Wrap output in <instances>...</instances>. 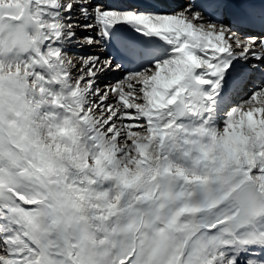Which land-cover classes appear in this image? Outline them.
I'll use <instances>...</instances> for the list:
<instances>
[{"label":"snow or ice","instance_id":"snow-or-ice-1","mask_svg":"<svg viewBox=\"0 0 264 264\" xmlns=\"http://www.w3.org/2000/svg\"><path fill=\"white\" fill-rule=\"evenodd\" d=\"M0 264H264V0H0Z\"/></svg>","mask_w":264,"mask_h":264},{"label":"bare ground","instance_id":"bare-ground-1","mask_svg":"<svg viewBox=\"0 0 264 264\" xmlns=\"http://www.w3.org/2000/svg\"><path fill=\"white\" fill-rule=\"evenodd\" d=\"M101 55H104L103 53H101ZM115 78V75L114 74H111V75H109V76H107L106 78H105V82H107V81H111V80H113Z\"/></svg>","mask_w":264,"mask_h":264},{"label":"rangeland","instance_id":"rangeland-1","mask_svg":"<svg viewBox=\"0 0 264 264\" xmlns=\"http://www.w3.org/2000/svg\"><path fill=\"white\" fill-rule=\"evenodd\" d=\"M77 51H79V49H77Z\"/></svg>","mask_w":264,"mask_h":264}]
</instances>
